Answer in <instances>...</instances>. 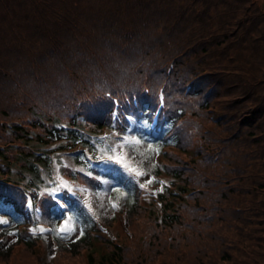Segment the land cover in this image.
Returning a JSON list of instances; mask_svg holds the SVG:
<instances>
[{
    "label": "trees",
    "instance_id": "trees-1",
    "mask_svg": "<svg viewBox=\"0 0 264 264\" xmlns=\"http://www.w3.org/2000/svg\"><path fill=\"white\" fill-rule=\"evenodd\" d=\"M112 140L155 183L163 177L158 201L143 204L134 175L92 166L76 149L106 157ZM61 154L83 166L69 176L98 182L95 199L100 182L111 183L106 200L124 194L132 242L106 238L101 264H264V8L0 0V264L37 262L43 236L23 223L43 206L54 228L66 217L78 230L65 240L55 231L58 253L85 247L96 264L86 203L63 191L68 219L40 192L43 170ZM55 257L44 264H69Z\"/></svg>",
    "mask_w": 264,
    "mask_h": 264
},
{
    "label": "rangeland",
    "instance_id": "rangeland-1",
    "mask_svg": "<svg viewBox=\"0 0 264 264\" xmlns=\"http://www.w3.org/2000/svg\"><path fill=\"white\" fill-rule=\"evenodd\" d=\"M260 6L264 8V0H257ZM114 143V140H112ZM117 142V140H115ZM117 147V148H116ZM108 157H112L116 160V167L124 169L123 171L127 174H130L133 178V175L136 177L134 179L136 181L137 187L136 189L141 193V202L145 205L149 204L150 198L145 194L153 193L157 189L156 183L153 180L151 173L147 170V168L142 164V162L136 157L132 156L131 153L128 152V149L121 148L119 142L113 145L111 151H106ZM108 163L105 165L111 168L112 162L110 159H107ZM106 160V161H107ZM102 163H93L92 166H98ZM72 167L83 168L82 165L75 163L71 157L66 154L57 155L53 161L51 166L43 170V182L40 187L41 194H49L51 197L53 196L55 199L61 203V197L63 195V191H67L71 194L70 197H74L73 193L78 194L83 198L87 207L91 210V213L95 216L101 225L102 233L100 232V236H93L92 242L96 247V264H101L98 261V257L102 252H106L108 247L106 242L109 236L102 235L105 233V230L108 231L109 234L112 235L111 238L114 241L119 242H132V227L129 223V214L127 213V208L124 201V194L117 196H110L107 194L108 198H104L106 195V191H110L111 183L100 182V186L97 188L95 192L101 190L102 200L95 199L93 195V186H96L94 183L96 182L91 178L93 183H89L88 179L84 178L82 174H78L77 177L69 176L68 172H75ZM98 167H96L98 169ZM96 169V170H97ZM93 174V172H91ZM137 173H145L144 175H138ZM166 176V175H164ZM149 181H151L149 183ZM105 185V187H102ZM141 185H144L143 187ZM61 190V192L55 191ZM143 195L145 197H143ZM42 200V198H40ZM52 200V198H49ZM40 202V201H38ZM113 204H116L117 207H113ZM45 206H43L41 214L44 215ZM68 219L71 218V215L68 211ZM142 213V209H140L138 214ZM41 214H35V220L39 218V223L41 225L37 226L36 232H39L40 236H43V240H41V244H38L37 250L34 253L35 257H39V262H33V264H42L51 258L55 257L57 259H63L67 261L69 264H87V248L81 247L77 253H71L70 250H62L60 254L57 251V242L55 241V231L57 230L59 233H64V235L60 236L63 240L67 239L69 236H73L78 232L77 228H72V224L64 225L66 231L61 232L60 228L52 229L49 227L45 221L46 216H41ZM137 214V215H138ZM148 214V211H147ZM43 229V231H41ZM137 231V228H136ZM35 232V233H36ZM9 239L13 237V235L7 234ZM71 253V254H70ZM63 255V257H62ZM61 256V258L59 257ZM112 260V259H111ZM125 264V263H122Z\"/></svg>",
    "mask_w": 264,
    "mask_h": 264
},
{
    "label": "snow or ice",
    "instance_id": "snow-or-ice-1",
    "mask_svg": "<svg viewBox=\"0 0 264 264\" xmlns=\"http://www.w3.org/2000/svg\"><path fill=\"white\" fill-rule=\"evenodd\" d=\"M109 159H111V157L109 158ZM119 162V161H118ZM138 175H144L145 173H137ZM151 181H149V183H150ZM142 187L144 186V185H141ZM113 207L115 208V207H117V205L116 204H113ZM3 223H8V221H3ZM41 231H43V229H41ZM60 231L61 232H64V231H66V229L65 228H61L60 229Z\"/></svg>",
    "mask_w": 264,
    "mask_h": 264
}]
</instances>
